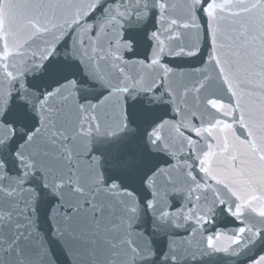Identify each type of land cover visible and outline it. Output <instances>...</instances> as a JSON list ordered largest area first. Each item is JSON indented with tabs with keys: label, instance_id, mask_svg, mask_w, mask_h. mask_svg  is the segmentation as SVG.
<instances>
[{
	"label": "snow or ice",
	"instance_id": "6c2138e0",
	"mask_svg": "<svg viewBox=\"0 0 264 264\" xmlns=\"http://www.w3.org/2000/svg\"><path fill=\"white\" fill-rule=\"evenodd\" d=\"M223 2L242 4L255 16L233 21L226 34L211 11L215 0H194L201 8L207 6L206 21L213 17L205 31L214 30L218 48L210 59L215 63L221 49L229 46L224 41L242 42L252 51L246 53L249 59L243 73L231 70L232 84L241 89L239 98L252 97L257 88L264 93V0ZM172 7L168 0H0V264H57L49 235L67 245L65 238L75 229L87 234L88 224L98 228L111 215L116 218L108 221L111 227L106 231L114 235L107 237L110 256L104 264H148L157 254L152 238L135 228L141 205L160 220L161 227L154 224L153 231H162L169 216L176 229L185 226L177 222L181 215L185 222L193 220L191 209L171 211L169 189L162 192L157 184L158 177L170 176L179 168L183 184L172 181L170 191L187 193L181 208L191 203L192 192L203 184L192 171L195 165L172 163L182 157L162 135L167 128L179 136L181 129V120L172 123L179 106L172 107L176 89L171 77L182 78V68L172 61L191 58L182 55L189 51L183 33L180 42L167 50L160 40L158 16ZM150 19L153 27L145 30ZM183 27L205 25L186 21ZM21 31L27 33L23 41ZM141 33L148 40L143 52L138 51ZM257 39L260 46L252 48ZM38 40L40 44L33 48ZM16 57L21 58L18 65L6 63ZM137 66L155 75L127 74L129 67ZM193 71L207 72L203 65ZM211 78V73L203 75L186 92L198 91ZM253 78L258 85L252 84ZM245 88L250 91L245 93ZM260 108L264 109V98ZM169 112L172 119H166ZM199 163L201 173L211 165L203 159ZM37 173L39 187L32 183ZM120 174L138 175L150 199L141 200L139 193L121 182ZM42 199L47 203L45 219L51 233L41 226ZM171 237L159 257L162 264H198L237 245L242 247L232 255L250 247L239 237L229 246L218 247L208 237L181 251ZM248 260L264 264V251L252 249Z\"/></svg>",
	"mask_w": 264,
	"mask_h": 264
},
{
	"label": "water",
	"instance_id": "95a60500",
	"mask_svg": "<svg viewBox=\"0 0 264 264\" xmlns=\"http://www.w3.org/2000/svg\"><path fill=\"white\" fill-rule=\"evenodd\" d=\"M71 2L78 3L79 0ZM221 2L222 0H215L216 6L211 11L215 20L219 22V27L226 34L233 21L255 16L254 11H245L242 4ZM168 3L175 7L169 8L162 17L158 16L159 23L156 27L160 30V40L167 50L168 47L180 42V34L183 33V41L189 51L182 55L191 58L172 61L174 65L182 68V78L171 77L172 86L176 89L172 107L179 106L172 123L175 125L176 121L181 120V129L179 136L175 129L167 128L163 130L162 135L174 145L172 150L182 157L172 163L185 164L186 167L195 165L192 171L203 184L197 191L192 192L191 203L181 208V205L185 204L187 193H171L170 189L172 181H175L177 186L183 184V173L179 168H175L170 176L158 177L157 184L161 191L169 189L173 205L171 211L179 209L187 212L191 209L193 220L185 222L181 215L177 222L185 226L183 229H176L171 223L173 217L169 216V223L163 226L162 231H153L154 224L158 228L161 227L160 220L154 219L151 209L141 205L135 228L152 238L157 255L156 259L149 261L148 264H162L159 257L166 249L169 234H172L171 239L175 240V246L181 251L189 245L195 247L201 242H206L208 237H213L218 247L229 246L239 237L244 243L250 244L247 250H241L239 255H232V252L242 247L237 245L226 254L210 255L198 264H249L248 256L252 249L264 251V109L260 108V100L264 98V93L257 88L252 97L246 94L239 98L238 93L241 89L233 86L230 72L239 69L243 73L249 59L246 53L252 49L246 48L242 42L224 41L229 46L221 49L214 63L210 57L215 55L214 50L218 48V44L213 40L214 30L208 29L207 34L205 31L207 25L213 22V17L205 20L208 15L205 11L207 6L201 8L194 0H187L183 6V0H168ZM192 17L198 19L193 20ZM173 19L177 21L176 25L171 24ZM186 21L195 25L203 24L205 27L185 29L183 24ZM152 27L153 21L150 19L145 30ZM26 38L27 33L21 31L19 39L23 41ZM39 44L38 40L32 47ZM259 46L260 42L257 39L252 48ZM147 47L148 40L141 33L138 51L143 52ZM196 52L200 54L195 55ZM254 59L258 60V55ZM20 62L21 58L16 57L6 63L18 65ZM196 65H203L207 72L193 71ZM2 71L3 69H0V74ZM137 73L140 76L155 75L151 69H141L139 66L127 69L128 75L136 76ZM207 73H211V80L203 81L204 86L198 91L186 92V89L194 88ZM245 78L242 74L241 79ZM252 84L258 85L259 80L253 78ZM243 91L247 93L250 89L245 88ZM166 119H172L171 112ZM15 143L16 141H13L11 146L14 147ZM190 148L195 151L189 152ZM199 159L211 161L207 172L197 171L200 168ZM120 178L122 183L139 193L141 200L150 199L138 175L120 174ZM40 182V175L37 173L32 183L39 187ZM39 211L42 228L45 232L51 233L52 229L45 219L47 213L45 199L41 200ZM201 216L205 219L201 220ZM115 218V215L106 216L98 228L88 224L87 234L79 228L75 229L73 234L65 238L67 245L61 238L49 235L48 240L56 255L57 264H92L93 261L96 264H104L110 256L107 237L114 235L106 231L111 227L108 221ZM196 220L199 221L198 224ZM241 227L245 229L243 233L239 231ZM253 240L255 243H252Z\"/></svg>",
	"mask_w": 264,
	"mask_h": 264
}]
</instances>
